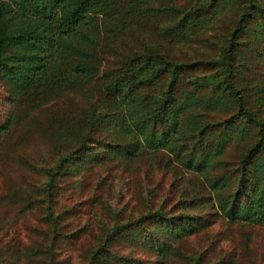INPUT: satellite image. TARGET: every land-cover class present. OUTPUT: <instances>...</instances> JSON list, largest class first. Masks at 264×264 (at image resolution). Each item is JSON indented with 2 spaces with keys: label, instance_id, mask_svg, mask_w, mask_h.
<instances>
[{
  "label": "trees",
  "instance_id": "1",
  "mask_svg": "<svg viewBox=\"0 0 264 264\" xmlns=\"http://www.w3.org/2000/svg\"><path fill=\"white\" fill-rule=\"evenodd\" d=\"M160 22L155 37L169 47L206 40L214 53L177 60L157 44L115 49L127 27ZM205 25L218 29L216 45L201 40ZM0 81L12 106L0 120V160L36 109L34 128L53 158L30 163L35 176L24 185L2 178L3 264H62V243L77 248L78 264H168L189 257L181 243L219 216L264 226V0H0ZM152 153L198 182L185 190L187 211L164 196L125 216L89 187L92 161L116 154L129 165ZM60 183L79 201L60 204ZM92 201L94 217L81 219ZM204 204L210 211L189 212ZM25 212L34 222L16 223Z\"/></svg>",
  "mask_w": 264,
  "mask_h": 264
},
{
  "label": "rangeland",
  "instance_id": "2",
  "mask_svg": "<svg viewBox=\"0 0 264 264\" xmlns=\"http://www.w3.org/2000/svg\"><path fill=\"white\" fill-rule=\"evenodd\" d=\"M159 24L162 23H155L153 26L143 28L141 25L134 23L133 26L127 27L125 34L114 39L113 45L115 49L120 53H128L148 47L151 48L157 44L163 49H170V55L177 60L191 59L193 56L205 57L209 53L210 55L214 53L213 48L211 50L206 46V40L196 43L190 41L172 43L169 44L170 48L165 41L161 42L158 36L155 37L154 26L156 28ZM207 29V25H205L204 31L201 33V40L205 37L207 40L210 38L209 40L216 45L219 40L215 38L217 36H214L213 31L216 32L218 29L215 28L213 31ZM208 35L210 36L208 37ZM100 36H103L101 32ZM105 55L107 58H104V65H110L113 61L114 53L110 50L109 53L104 52L103 56ZM2 82L0 81V120L9 114L10 109L12 110L8 99L7 86ZM41 113V110L36 109L31 116H27L20 122L18 127H15L17 136L13 139L15 145L12 153L10 156L2 157L0 160V184L4 177L3 179L7 180V182L11 181V183H16V185H24L25 181H32L35 176L30 163L39 164L45 162L49 164L53 161L48 141L41 137L34 128V117ZM93 144L96 145V143ZM92 147L95 149V146ZM16 152L21 157L19 161L14 159L15 155H17ZM114 155L113 158L109 159L103 156L98 162L91 160L92 162L86 167V169L89 168L86 175L89 187L97 184L96 193L102 202L104 199V203H109L111 209H120L125 216L127 214L134 216L138 212H144L148 205L159 203L165 196V206L171 207L173 205L174 207L176 205L177 211H187L182 206V200L186 197L185 190L191 194L192 192L190 191L194 186L199 187L198 182L195 181V185L191 186L193 182L191 181L190 172L182 171L183 169L178 167L174 161L167 163L166 153L164 155L146 154L145 157L141 155L129 165L119 155ZM159 156L160 158H158ZM148 166L152 169L147 168ZM64 184L60 183L61 189L57 193V197H60V204L66 203L65 205L67 206L70 202L72 204L78 202V191L69 187L70 183ZM89 187L85 191L86 195L92 192ZM96 205L97 202L95 203V201L82 204L81 219L87 217L90 220V218H93V210ZM198 209L201 212H207L210 211L211 207L209 204H204L195 209H189V212H197ZM27 213L16 216L15 222L23 223L28 215L25 223H33L35 220L34 216ZM8 215L10 216L9 213ZM96 217L97 214H95V219ZM71 219L75 221L76 218ZM77 219L76 222L78 223ZM89 224L91 225L90 222ZM21 232L23 233L22 228ZM3 238L6 239L7 236ZM25 240L27 241V239ZM74 246L76 247V245ZM180 246L186 256L189 253V257L182 258L174 255L170 257L168 264H195L194 257L196 256L198 257L197 264H218L220 260L228 258L233 259L232 264H264V226L228 222L219 216L195 234L189 235ZM185 249L188 250L186 251ZM2 252L3 249L0 248V255ZM59 253V257H62L60 261L62 264L79 263L76 254L77 248L72 245L62 243ZM0 264H3V262L0 261ZM16 264H26V262L20 257L17 259Z\"/></svg>",
  "mask_w": 264,
  "mask_h": 264
}]
</instances>
